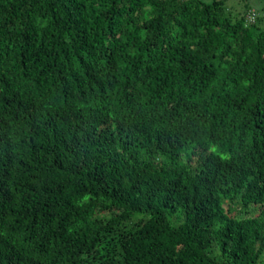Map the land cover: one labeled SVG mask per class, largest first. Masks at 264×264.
<instances>
[{"label": "trees", "instance_id": "1", "mask_svg": "<svg viewBox=\"0 0 264 264\" xmlns=\"http://www.w3.org/2000/svg\"><path fill=\"white\" fill-rule=\"evenodd\" d=\"M257 5L0 0V264H264Z\"/></svg>", "mask_w": 264, "mask_h": 264}, {"label": "built area", "instance_id": "2", "mask_svg": "<svg viewBox=\"0 0 264 264\" xmlns=\"http://www.w3.org/2000/svg\"><path fill=\"white\" fill-rule=\"evenodd\" d=\"M264 17V10H258L256 8L249 9L245 14V24L249 25L254 23L258 17Z\"/></svg>", "mask_w": 264, "mask_h": 264}, {"label": "rangeland", "instance_id": "3", "mask_svg": "<svg viewBox=\"0 0 264 264\" xmlns=\"http://www.w3.org/2000/svg\"><path fill=\"white\" fill-rule=\"evenodd\" d=\"M258 1L257 6H252V8H260L264 6V0H256ZM242 0H228V4L231 5L232 7L239 9L241 7ZM264 258L261 259L263 261Z\"/></svg>", "mask_w": 264, "mask_h": 264}]
</instances>
